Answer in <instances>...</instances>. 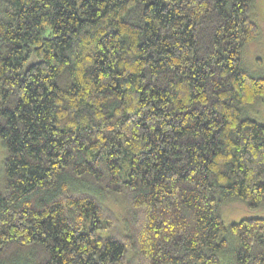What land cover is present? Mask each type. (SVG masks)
Returning <instances> with one entry per match:
<instances>
[{"label":"trees","instance_id":"16d2710c","mask_svg":"<svg viewBox=\"0 0 264 264\" xmlns=\"http://www.w3.org/2000/svg\"><path fill=\"white\" fill-rule=\"evenodd\" d=\"M254 2L0 0V264H264Z\"/></svg>","mask_w":264,"mask_h":264},{"label":"rangeland","instance_id":"374dc122","mask_svg":"<svg viewBox=\"0 0 264 264\" xmlns=\"http://www.w3.org/2000/svg\"><path fill=\"white\" fill-rule=\"evenodd\" d=\"M252 16L259 27V33L256 38L243 46L241 66L252 73L262 74L264 73V0H255L252 5ZM244 108L249 116L259 122H264V96L258 98L253 104L246 105ZM3 158L4 150L0 141V174L2 173ZM119 207V204H114V209H118ZM221 217L225 225L244 217H264V207L249 209L243 204L232 202L222 207Z\"/></svg>","mask_w":264,"mask_h":264}]
</instances>
